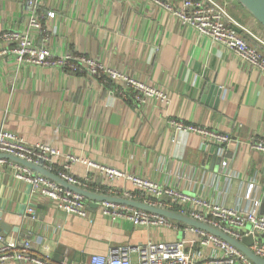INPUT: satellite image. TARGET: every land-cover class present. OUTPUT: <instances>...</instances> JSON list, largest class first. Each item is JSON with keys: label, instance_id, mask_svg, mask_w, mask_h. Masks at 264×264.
I'll use <instances>...</instances> for the list:
<instances>
[{"label": "crops", "instance_id": "crops-1", "mask_svg": "<svg viewBox=\"0 0 264 264\" xmlns=\"http://www.w3.org/2000/svg\"><path fill=\"white\" fill-rule=\"evenodd\" d=\"M180 1L169 0L176 6ZM217 1L250 32L251 45L264 38V27L237 0ZM24 3L0 0V51L12 45L1 38L4 30L24 29ZM39 11L53 53L96 59L163 90L167 99L148 97L138 104L123 80L20 64L13 55H2L0 130L15 132L29 144L46 143L65 155L264 215V154L250 146L253 138L264 136L261 71L151 0H42ZM48 12L56 14L51 21ZM170 120L226 134L233 141L224 149H208L201 136L176 132ZM64 163L65 158L57 168ZM70 172L77 178L90 174L93 186L132 189L122 180L111 184L81 163ZM248 184L255 185L252 199L244 197ZM0 222L11 227L0 233L31 240L32 252L53 264H91L93 255L121 250L136 261L137 248L148 241L184 240L189 252L200 248L199 237L186 225L135 226L99 207L91 208L86 218L66 214L1 164Z\"/></svg>", "mask_w": 264, "mask_h": 264}, {"label": "built area", "instance_id": "built-area-1", "mask_svg": "<svg viewBox=\"0 0 264 264\" xmlns=\"http://www.w3.org/2000/svg\"><path fill=\"white\" fill-rule=\"evenodd\" d=\"M151 1L172 11L182 25L191 27L199 35L209 37L215 43L234 51L240 59L264 74V47L259 48L248 42L244 33L250 34V32L232 18L226 7L219 1L181 0L177 6L170 3L169 0ZM41 3L42 0H25V27L22 30L7 29L3 31L1 38L7 44L12 45L1 50L0 56L13 55L20 64H33L42 67L59 66L68 68L73 74L85 72L104 80H123L133 90V99L138 104L144 103L148 97H157L162 101L167 99L163 90H158L137 81L134 77L108 68L96 59L77 56L69 52L53 53L49 47L50 34L42 24L43 17L39 11ZM55 15V12H48V20H53ZM259 42L264 46L262 39H259ZM169 123L176 132L201 136L208 149H212L213 145H219L224 149V146H228L233 141L226 134L194 124L176 120H170ZM250 146L264 154V136L253 138L250 141ZM0 153L20 157L48 169L69 183L98 194L118 195L154 207L186 214L222 230L239 241L251 234L264 236V215L257 213L255 208L244 211L227 207L202 194L188 195L168 183L155 182L87 158L72 154L65 155L59 149L46 143L29 144L20 135L5 128L0 130ZM64 158L67 163H64L61 169L57 168V163ZM76 163H81L89 172H99L111 184L119 180L128 182L132 189L117 185L93 186L90 174L84 178H77L71 174L70 170ZM0 164L8 166L15 177L28 182L31 185L32 193L47 198L55 209L83 218L89 216L91 207L85 197L19 163L0 159ZM254 186V184H248L244 196L246 199H252ZM98 204L102 212L109 217L114 219L125 216L135 226H166L175 229L180 226L165 216L132 206L106 201ZM29 211L32 214L35 213L33 208H29ZM186 229L199 237L200 248L197 251L189 252L184 240L148 241L145 245L137 248L138 259L136 261L131 260L126 250H121L107 256L93 255L91 264H254L241 250L220 237L191 226H186ZM32 248L31 240L18 241L12 236L0 233V264L9 262L53 264L48 259L35 255ZM250 249L256 255L264 258V238H255Z\"/></svg>", "mask_w": 264, "mask_h": 264}, {"label": "water", "instance_id": "water-1", "mask_svg": "<svg viewBox=\"0 0 264 264\" xmlns=\"http://www.w3.org/2000/svg\"><path fill=\"white\" fill-rule=\"evenodd\" d=\"M237 1L260 25L264 27V0H237ZM0 159H7L10 161L19 163L25 167L30 168L36 173H40L46 176L47 178L57 182L60 186L85 197L89 201V206L91 208H98L99 202L106 201V202H113V203L132 206V207L142 209V210L154 213V214L165 216L166 218L174 222H177L178 224L195 227V228L207 231L211 234H214L220 237L221 239L227 241L228 243L234 245L235 247H237L246 256H248L249 259H251L254 264H264V258H261L260 256L256 255L250 249V246L253 245L255 238L263 239L264 238L263 235L260 236L258 234H251L249 236H245L241 241H239L233 238L232 236L226 234L222 230L217 229L207 223L201 222L200 220H197L186 214H182L176 211H172V210H168V209H164L160 207H154L144 202L124 198L118 195L98 194L89 189L79 187L77 185L69 183L68 181L59 177L58 175L49 171L48 169H45L41 166L33 164L15 155H10L7 153H0ZM2 230L8 231V230H11V227H9L4 222H0V231Z\"/></svg>", "mask_w": 264, "mask_h": 264}, {"label": "trees", "instance_id": "trees-1", "mask_svg": "<svg viewBox=\"0 0 264 264\" xmlns=\"http://www.w3.org/2000/svg\"><path fill=\"white\" fill-rule=\"evenodd\" d=\"M241 33H244V32H242V31H240ZM250 34H248V33H245V37L247 38V40H248V38H251L250 36H249ZM258 41V40H257ZM248 42H249V40H248ZM250 43V42H249ZM250 44H252V43H250ZM253 46H257V47H259V48H263L264 46L258 41V44H253ZM179 225H181V224H179Z\"/></svg>", "mask_w": 264, "mask_h": 264}, {"label": "rangeland", "instance_id": "rangeland-1", "mask_svg": "<svg viewBox=\"0 0 264 264\" xmlns=\"http://www.w3.org/2000/svg\"><path fill=\"white\" fill-rule=\"evenodd\" d=\"M264 41V38H261Z\"/></svg>", "mask_w": 264, "mask_h": 264}]
</instances>
